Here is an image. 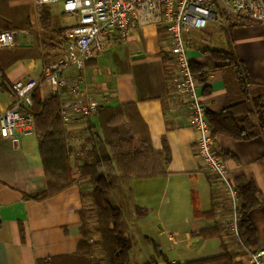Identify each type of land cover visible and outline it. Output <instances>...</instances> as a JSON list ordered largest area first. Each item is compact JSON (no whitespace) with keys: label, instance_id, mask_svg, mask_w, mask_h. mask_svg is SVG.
<instances>
[{"label":"crops","instance_id":"crops-1","mask_svg":"<svg viewBox=\"0 0 264 264\" xmlns=\"http://www.w3.org/2000/svg\"><path fill=\"white\" fill-rule=\"evenodd\" d=\"M43 7L50 10L49 28L40 22ZM3 11L15 30V43L0 47V72L5 77L3 87L0 78V112L15 99L11 83L16 80L34 77L40 81L42 97L52 93L41 78L45 66L66 52L67 40L56 30L76 21L64 15L61 1L9 0ZM184 39L189 59L208 68L211 93L203 95L199 89L206 110L221 111L238 99L232 66L216 60L206 51L209 49L233 50L252 80L249 94L261 97L264 103V22L227 18L220 26L209 22L204 28H191ZM173 59L166 28L146 24L126 38L110 35L104 49L87 59L84 68L74 63L63 66L61 75L77 80L85 89L77 98L102 101V105L93 113L64 122L70 130L67 141L76 181L62 191L36 197L48 181L35 132L0 135V264H38L42 259L76 252L82 238L79 210L90 202V181L79 177L77 169L87 161L84 133L89 123L99 125L101 107L126 102L134 104L146 127L142 128L146 140L156 152L162 151L148 162L152 175L132 178L134 200L145 211L136 219L139 228L159 243L172 262L214 256L226 249L232 262L212 264H249L242 240L231 228L227 196L216 176L196 156L199 133L189 122V104L173 78ZM57 92L62 102L75 98L68 87ZM214 142L217 151L235 154L225 159L231 175L252 181L260 194V204L249 215L256 228V246H264V136L235 140L219 134ZM99 253L95 248L93 257ZM147 257L148 250L134 248L133 262ZM158 264L168 263L159 260Z\"/></svg>","mask_w":264,"mask_h":264},{"label":"trees","instance_id":"trees-1","mask_svg":"<svg viewBox=\"0 0 264 264\" xmlns=\"http://www.w3.org/2000/svg\"><path fill=\"white\" fill-rule=\"evenodd\" d=\"M8 2L9 0H0V30L12 29L8 14L3 11L8 7ZM40 22L43 27H50L51 14L47 7L40 11ZM68 28H59L56 32L60 36ZM206 51L216 60L232 66L238 87L237 100L221 111L207 109L205 112L214 139L219 134L235 140L264 136V103L261 97H252L249 94L252 80L245 63L233 50ZM190 66L202 94H210L207 66L192 60ZM0 78L3 87L5 77L1 72ZM61 104L58 92L42 97L39 86L33 91L30 110L34 116L40 157L48 181L47 188L36 196L39 199L62 191L76 181L75 166L71 162V149L67 141L70 130L64 124ZM133 105L126 102L103 106L98 110L99 125L89 123L86 127L84 142L88 146L87 161L77 166L79 177L88 178L90 181V204L79 210L82 238L75 253L42 259L38 264H158L159 260L168 264L232 262L226 249L214 256L172 262L159 243L139 228L136 219L145 211L134 200L132 178L152 175L153 171L148 162L154 157L158 158L162 151L156 152L150 140H146L145 131L142 130H146V127L138 118ZM218 153L224 159L229 155L235 157L229 151L222 150ZM234 181L240 196L237 221L240 238L246 246H256V228L249 213L260 204V194L252 181L241 176L235 177ZM139 246L148 250V257L135 263L132 254L134 248ZM95 248L100 249L97 258L93 257Z\"/></svg>","mask_w":264,"mask_h":264},{"label":"built area","instance_id":"built-area-1","mask_svg":"<svg viewBox=\"0 0 264 264\" xmlns=\"http://www.w3.org/2000/svg\"><path fill=\"white\" fill-rule=\"evenodd\" d=\"M55 1H61L65 13L76 15L75 24L64 33L67 40L65 55L47 64L43 72L52 93L68 87L75 97L61 104L66 124L75 116L97 111L102 105V101L77 98L85 89L77 80H69L61 75L60 71L66 63L84 68L87 59L99 54L109 36L115 33L126 38L142 25L153 24L166 28L174 54L172 75L178 91L189 104V122L199 133L196 156L203 168L216 176L218 186L224 190L232 213L231 228L241 241L237 224L240 196L226 160L215 148L211 126L205 116L206 109L200 98L199 83L191 70L184 33L191 28H204L209 22L220 26L227 18L239 22H264V0H36L39 4ZM14 43L15 30L1 29L0 47L12 46ZM38 86L40 81L34 77L11 83L15 99L0 112L1 136L17 137L35 132V120L30 108L33 91ZM241 243L247 252L249 264H264V246L249 247Z\"/></svg>","mask_w":264,"mask_h":264},{"label":"rangeland","instance_id":"rangeland-1","mask_svg":"<svg viewBox=\"0 0 264 264\" xmlns=\"http://www.w3.org/2000/svg\"><path fill=\"white\" fill-rule=\"evenodd\" d=\"M65 16H67V17H71V18H73V17H75L76 18V15L75 14H64ZM73 20V19H72ZM76 22V21H75ZM230 72H231V74L235 77V73H234V71H233V69L231 68L230 69ZM233 77V78H234ZM236 78V77H235ZM236 80V79H235ZM89 191V190H88ZM89 201H90V199H89ZM90 204V202H88V204L87 205H89Z\"/></svg>","mask_w":264,"mask_h":264}]
</instances>
